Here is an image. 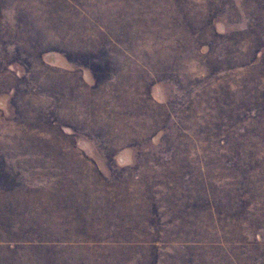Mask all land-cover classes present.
Segmentation results:
<instances>
[{"label":"rangeland","instance_id":"374dc122","mask_svg":"<svg viewBox=\"0 0 264 264\" xmlns=\"http://www.w3.org/2000/svg\"><path fill=\"white\" fill-rule=\"evenodd\" d=\"M0 264H264V0H0Z\"/></svg>","mask_w":264,"mask_h":264}]
</instances>
